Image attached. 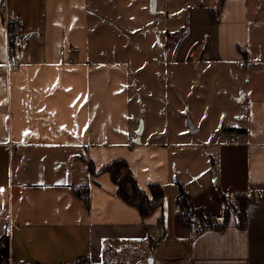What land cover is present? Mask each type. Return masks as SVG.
I'll return each mask as SVG.
<instances>
[{
    "label": "crops",
    "instance_id": "0c3cea01",
    "mask_svg": "<svg viewBox=\"0 0 264 264\" xmlns=\"http://www.w3.org/2000/svg\"><path fill=\"white\" fill-rule=\"evenodd\" d=\"M184 13L183 25L170 28L168 0H6L0 264H125L124 254L165 264L168 231L186 242L185 255L170 264H264V200L248 203L244 228L231 209L224 227L196 235L178 224L176 205L180 185L220 223V193L231 203L235 194L264 191V0L195 1ZM155 20L164 70L183 77L180 70L209 64L242 80L235 92L242 119L228 122L224 141L194 140L202 125L189 107L173 139L131 119L128 63L106 58L114 36L123 47L148 41ZM13 24L20 31L12 38ZM115 159L147 194L151 184L164 188L161 207L141 217L117 197L109 174H90L87 162L98 173Z\"/></svg>",
    "mask_w": 264,
    "mask_h": 264
},
{
    "label": "rangeland",
    "instance_id": "374dc122",
    "mask_svg": "<svg viewBox=\"0 0 264 264\" xmlns=\"http://www.w3.org/2000/svg\"><path fill=\"white\" fill-rule=\"evenodd\" d=\"M195 1L209 3V0H168L170 28L183 25L184 8ZM158 27L160 25L155 20V30L149 34L148 41L141 40L135 46H119L114 36L116 47L112 54H107L108 60L121 58L128 63L131 119H142V126L147 131L154 124L161 128L162 135L167 132L173 139L184 130L187 118L182 109L189 107L194 122L202 125V131L194 140L208 143L224 141L226 137L223 135L230 133L228 122L242 119L241 105L235 98L236 86L242 80L236 78L230 70L211 67L209 64L186 67L180 70L184 73L183 77L172 66H165L164 70V35L162 30H156ZM131 42L134 43L133 40ZM155 58L159 61H155ZM171 196L168 191L167 197ZM231 200L234 206L238 205L235 199ZM168 234L165 249L161 253L165 264L178 261L186 253V242L175 239L170 231ZM124 257L125 264H148L144 259L139 262L137 256L128 257L124 254ZM109 259L112 262L115 257Z\"/></svg>",
    "mask_w": 264,
    "mask_h": 264
},
{
    "label": "trees",
    "instance_id": "16d2710c",
    "mask_svg": "<svg viewBox=\"0 0 264 264\" xmlns=\"http://www.w3.org/2000/svg\"><path fill=\"white\" fill-rule=\"evenodd\" d=\"M233 131L232 128H229ZM240 133L244 130H236ZM88 169L91 175L99 173H107L111 181L116 186V195L127 205L134 207L141 217H147L156 208L161 207L164 202V188L158 184H151L149 186L150 194L140 189L133 178L126 162L123 159H115L111 163L103 167L98 173H95L92 163L87 162ZM82 189L87 194V187ZM221 201L223 203V210L221 222H216L215 218L203 207H196L193 205L188 194L183 188L177 186L176 205L178 207L177 221L181 227L193 230L194 234H198L207 229H220L225 226L231 209H235L237 226L244 228L246 226V207L248 203L255 198L264 200V191L247 192L235 194L233 197L238 203L236 208L229 202L223 193H220ZM83 202H87V195H81ZM75 264H91L87 258H79Z\"/></svg>",
    "mask_w": 264,
    "mask_h": 264
},
{
    "label": "built area",
    "instance_id": "2783aa9c",
    "mask_svg": "<svg viewBox=\"0 0 264 264\" xmlns=\"http://www.w3.org/2000/svg\"><path fill=\"white\" fill-rule=\"evenodd\" d=\"M6 9V0H0V12ZM20 31V26L18 24H13L12 28L9 30V35L13 38L15 37L18 32ZM235 137L230 139V142H235Z\"/></svg>",
    "mask_w": 264,
    "mask_h": 264
}]
</instances>
